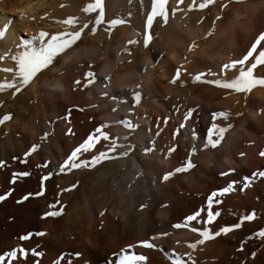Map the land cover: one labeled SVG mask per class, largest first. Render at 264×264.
Here are the masks:
<instances>
[{
	"label": "bare ground",
	"instance_id": "obj_1",
	"mask_svg": "<svg viewBox=\"0 0 264 264\" xmlns=\"http://www.w3.org/2000/svg\"><path fill=\"white\" fill-rule=\"evenodd\" d=\"M92 2L0 0V27L11 21L0 38V56H4L0 60V83L12 79L15 61L10 57L17 52L16 44L21 39L40 30L70 32L85 22L89 24L74 45L19 93L12 95L14 89L7 87L0 90V195L11 190L0 201V254L19 244L42 252L39 257L29 254L19 264H115L113 253L132 243L130 254L146 258L141 264H171L168 252L181 255L186 264H264V237L252 235L264 228V177L253 176L247 186L241 179L264 171V156L260 155L264 151V86H254L245 96L194 80L197 73H204L202 81L231 80L238 75L239 66L223 73L220 68L239 59L264 31V0H212L204 8L197 7L204 0H180L179 4L167 0L168 21L154 20L147 47L143 44V22L151 0H102L105 18L95 33L91 26L99 10L82 11ZM222 4L226 6L222 8ZM172 8L177 9L175 14ZM40 13L35 27L29 25L32 31L31 27L25 29V18ZM70 16L78 23H65ZM115 18L125 23L108 25L107 21ZM129 40L137 43L129 45ZM262 46L264 41L257 48ZM72 59L85 61L82 63L86 66H82L78 79L69 80L65 68ZM145 60L154 67L145 68ZM177 69L179 77L170 82ZM104 70L111 72L109 81L103 79ZM87 71L95 75L91 85L85 82ZM254 75L264 77V69L258 65ZM137 84L139 89L135 88ZM133 90L141 92L138 104L133 101ZM104 91L107 96L100 94ZM147 107L152 108V115ZM188 108L194 113L184 121ZM221 111L227 112L228 118L213 120L212 113ZM97 114L111 127L109 132L101 128L109 141L116 137L117 143H131L132 152L126 158L103 161L93 168L66 167L61 172L59 165L71 151L89 133L95 135L94 130L101 125ZM5 115L7 120H3ZM125 118L137 127L128 130L115 123ZM181 123L183 128H179ZM213 123L226 131L215 148H204L207 129ZM125 135L128 139H121ZM216 138L214 130L212 139ZM109 141H94L93 147L78 153L77 159L90 160L91 155L105 151ZM34 144L37 147L25 156ZM173 146L174 151L169 153ZM193 147L196 152L189 157ZM145 148L152 151L145 153ZM189 159L191 169L161 181L165 171ZM229 168L235 171L228 173ZM137 170L142 175L136 176ZM221 171L227 175L220 176ZM24 172L28 175H21ZM41 177L42 195L21 200L27 193L41 191ZM230 180L239 182L235 190L218 193L209 207L208 195L226 187ZM73 184L76 186L71 188ZM141 203L146 205L144 209L139 207ZM50 204H55V210L62 208V214L41 219ZM161 204L166 206L162 208ZM197 209L201 210V222L209 211L218 213L209 224L212 231L240 222V216L249 212L254 213V219L189 249L188 244L199 235L190 228L173 229L171 225ZM38 230L46 235L19 240L20 235ZM157 231L171 235L156 241L154 249L136 244ZM249 236L251 239H245ZM241 240L245 241L244 247L237 251ZM76 252L81 255L77 257ZM3 264L10 262L5 258Z\"/></svg>",
	"mask_w": 264,
	"mask_h": 264
},
{
	"label": "snow or ice",
	"instance_id": "obj_2",
	"mask_svg": "<svg viewBox=\"0 0 264 264\" xmlns=\"http://www.w3.org/2000/svg\"><path fill=\"white\" fill-rule=\"evenodd\" d=\"M238 2H242V0H238ZM176 3L179 4L180 0H176ZM212 3V0H204V2L197 5L199 8H204L206 4ZM226 5H221V7H225ZM192 5H189V8H191ZM96 10H99V13L95 15L94 23L91 26V32L95 33L97 31L96 26L100 25L102 21L104 20V7L102 4V0H93L92 3L87 4L82 11L84 13H93L96 12ZM177 11L176 8H172L171 12L172 14H175ZM45 15H47L45 13ZM168 15H169V9L167 6V0H151L150 8L146 10V19L143 22V44L145 47L149 45L151 36L149 29L153 25L154 20L156 22H164L167 23L168 21ZM20 16H24V11H20ZM31 20H35L34 16L28 17ZM202 19V18H201ZM219 19V17H217ZM65 23L72 24V23H78L77 18L74 16H70L67 18ZM108 25L110 26H116L125 23L124 20L115 18V19H109L107 21ZM11 24V21H7L3 24L2 27H0V38H3L9 28V25ZM214 26V25H213ZM89 24L85 22L82 27H80L78 30L70 31V32H53L49 33L44 30H40L37 33L33 35H29L26 39H21L19 43L16 44L17 52L13 55H11V59L15 61V70L12 71V69H7L6 71H12V79L10 81L0 83V90H3L5 87L9 89H14V92L12 95H15L16 93H19L23 88H25L26 85L29 84V82L37 77V74H42V70H47L48 66L53 64V61L55 58L58 57L59 54L64 53L66 49H69L74 43L80 39L82 32H84L85 28H88ZM108 31H111V28L108 29ZM211 31V29H210ZM261 41H264V31H260L259 34L255 37V40L251 43V46L247 48V50L243 53V55L239 59H232L228 63H224L220 71L223 73L225 70L230 68H236L239 66V73L231 80H222V79H211V80H203L202 77L204 76V73H197L194 77L195 81H201L210 85H215L217 87L223 88V89H231L238 93H243L245 96L253 89L254 86H264V77H258L254 75V69L257 68V66H261V69H264V46L257 48V45L260 44ZM129 45L137 43L135 40H129L127 42ZM122 51H127V49H122ZM4 55H8V53H5ZM252 58V59H250ZM4 56H0V60H3ZM247 62V64H246ZM154 67L151 62L145 60V68H151ZM111 72L109 70H104L103 79L105 81H109ZM180 75V69H177L172 76V79L170 82H176L177 78ZM85 82L86 85L93 84L95 80V75L92 71H87L84 73ZM75 83L79 84L80 81H75ZM107 85H105V88ZM139 85L137 84L135 86L136 89H139ZM102 96H107L108 93L106 91L100 93ZM112 100H116V97H109ZM132 98L133 101L137 104L140 101L141 98V92L139 90H133L132 91ZM115 111V109H113ZM131 111V109H129ZM262 112H264V109H261ZM194 113L193 108H188L183 116L184 121H188L190 117H192ZM237 116H240L241 113L237 112ZM217 117H223L224 119L228 118L227 112H213L212 113V119L216 120ZM9 117L5 115L3 117V120H7ZM166 119V118H165ZM3 121L0 120V123ZM115 123L121 124L124 126L125 129L132 130L136 125H133L127 118L115 121ZM185 125L181 123L179 125V128H183ZM104 127V125H98L96 129L94 130L95 135L93 133H89L87 138L83 140L82 143H80L76 148H74L71 153L67 156L66 159L63 160V162L59 165V170L61 172L65 171V168L68 169H78V168H93L96 165L100 164L103 161H113L118 158H126L129 156V154L133 150V145L131 143L125 144V143H117L116 137H113L109 141V136L106 132L101 131V128ZM227 128L231 129L232 125L228 124ZM216 139H212V136L214 134ZM226 131L225 128H218L217 124L213 123L208 129V136L206 137V142L204 143L203 147L207 148L209 145H211L213 148H215L218 144H220V138L223 136L224 132ZM130 134V132H129ZM47 135V134H45ZM101 138H103L104 141H109L106 150L105 151H99L95 155H91L90 160L87 159H77L78 153L81 152H88L89 149L93 147L94 141H99ZM123 140H127L128 136L125 135L121 137ZM192 139H196V132H192ZM37 145H32L28 149V152H26L24 155L27 156L30 152H32ZM175 146L168 149V152L171 153L174 151ZM145 153H150L152 151L151 148H145ZM196 152V148L193 147L189 152L188 156L191 157L192 154ZM241 156L244 155V153H240ZM261 156H264V151L260 152ZM3 161H0V164H2ZM193 167V164L191 160H187L185 163H183L180 167H175L172 171H165L163 175L160 177L161 181H167L170 177L174 175V173H181L186 172L188 169H191ZM235 171L234 168H229L228 173H231ZM136 176L142 175L140 171H136ZM21 175H28L27 172L21 173ZM52 172L48 173V176H51ZM220 176L227 175L226 172L221 171L219 173ZM259 176L264 177V171H259L258 173L253 172L252 176H243L241 179L243 181V184L247 186L252 179L253 176ZM43 179L44 177H41V191L37 192L35 194L27 193L24 197L21 198L27 199L30 195H36L40 196L43 193ZM239 182L236 180H230L227 182L226 187L218 188L214 191H212L208 197H207V203L209 207L213 203V198L217 197V194H225L230 191H234V185H237ZM76 185L73 184L70 187L74 188ZM243 189L241 188V191ZM11 190L7 193H4L3 195H0V201L5 200L8 195H10ZM19 202V201H18ZM215 203L219 204L220 200L216 199ZM165 204H161V207H165ZM55 204H50L48 206L49 210L45 211L41 214V219H44L45 217H57L62 214V208L61 210H55ZM141 209H144L146 205L144 203H141L139 205ZM215 215H218V213H213L212 211H209L207 213V218L201 222V210L197 209L192 211L189 214L183 215L182 218H179L176 223H173L171 227L173 229H180V228H190L192 233H197L199 235V238L194 240L193 242L188 244L189 249H195L198 245H203L205 241L212 240L214 237L220 236L221 234L229 233L232 229H239L241 228V222L243 221H252L254 219V213L249 212L247 215H241L239 218L240 222H236L230 225H223L220 226L216 231H212L209 228L210 222L215 218ZM198 225V226H193ZM46 235V232L44 230H38V231H28L22 235L19 236V240L27 241L33 236L41 237ZM171 233L168 231H157L153 233L151 236H148L144 239H139L136 241V244L143 246L148 249H154L157 247L156 241H161L163 238L170 236ZM253 236H259L264 237V228H260L258 232L252 233ZM245 239H251V236L246 237ZM244 240L240 241V248L237 249V251H240L244 247ZM134 245L132 243H126L123 247L120 248L119 253H113V256L115 257V264H141L142 261H144L146 258L144 256H135L133 254H130L131 249H133ZM161 251L163 249L161 248ZM31 254L33 257H39L42 255V252L37 251L35 248H25L23 245H16L11 247L9 250L4 251L2 254H0V264H3L5 261V258H7L10 262V264H19V262L26 260L28 255ZM75 255L79 257L81 254L79 252H76ZM251 255L254 257L256 255L255 252L251 253ZM166 256L171 261V264H186V261L183 259V257L179 254H176L174 252H168L166 253ZM189 259L191 260V256H189ZM86 264V262H85ZM192 264H195V261H192ZM240 264H244L243 261L240 262Z\"/></svg>",
	"mask_w": 264,
	"mask_h": 264
},
{
	"label": "rangeland",
	"instance_id": "obj_3",
	"mask_svg": "<svg viewBox=\"0 0 264 264\" xmlns=\"http://www.w3.org/2000/svg\"><path fill=\"white\" fill-rule=\"evenodd\" d=\"M39 15H41V13L40 14H32L31 16H34L35 17V20H31V19H29L28 17L27 18H25V20L23 21L25 24V29H27L28 31L30 30L29 28L31 27V26H33V27H35V24L38 22V19H39ZM33 22V23H32ZM29 25H31V26H29ZM33 27H31V30H30V32L32 31V29H33ZM24 35H27V33H26V30H24ZM26 33V34H25ZM76 60V61H75ZM82 62H85V61H81V60H77V59H72V60H70L68 63H67V66H66V68H65V71H66V74H67V76L69 75V80H72V79H78L79 78V75H80V73H82V72H80L81 71V69H83V67H85L86 66V62L85 63H82ZM82 63V64H81ZM79 64V65H78ZM81 65V66H80ZM85 65V66H84ZM83 66V67H82ZM76 69V70H75ZM83 71V70H82ZM71 72V73H70ZM80 72V73H79ZM74 75L76 76V77H74ZM72 76V77H71ZM78 76V77H77ZM71 77V78H70ZM74 77V78H73ZM148 108V114L149 115H152V113H151V107H147ZM96 112L98 111V109L96 108V110H95ZM69 112V111H68ZM70 113V112H69ZM151 113V114H150ZM96 118H97V120L98 121H100V124L101 125H104V127H102L103 129H106L105 131H107V132H109L110 131V129H111V127L110 126H108V125H106L104 122L102 123V121H103V116L101 115V114H97L96 115ZM168 128L169 129H171V127H170V125H168Z\"/></svg>",
	"mask_w": 264,
	"mask_h": 264
}]
</instances>
